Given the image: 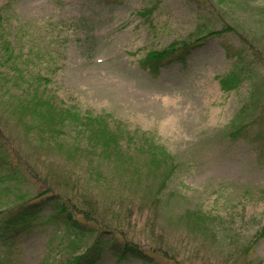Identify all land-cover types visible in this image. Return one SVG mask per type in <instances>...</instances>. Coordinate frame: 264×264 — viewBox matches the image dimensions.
<instances>
[{"label": "rangeland", "instance_id": "374dc122", "mask_svg": "<svg viewBox=\"0 0 264 264\" xmlns=\"http://www.w3.org/2000/svg\"><path fill=\"white\" fill-rule=\"evenodd\" d=\"M208 30L221 33L184 64L163 60L155 72L144 61ZM0 33L17 53L0 66V150L24 175L10 182L22 197L67 199L85 228L135 244L150 264H264V116L257 104L251 119L237 117L255 88L264 99V0H0ZM241 38L261 54L246 59L254 85L225 92L223 45ZM40 96L61 109L52 132L24 107ZM73 113L104 116L121 143L161 146L172 174L132 150L105 160ZM17 197L0 189V207ZM48 213L0 246V264H62L84 251ZM98 264L141 263L105 252Z\"/></svg>", "mask_w": 264, "mask_h": 264}, {"label": "trees", "instance_id": "16d2710c", "mask_svg": "<svg viewBox=\"0 0 264 264\" xmlns=\"http://www.w3.org/2000/svg\"><path fill=\"white\" fill-rule=\"evenodd\" d=\"M223 31L227 30L224 29ZM220 33L221 31L215 32L214 30H208L201 37L192 38L189 41L174 42L163 51L150 52L144 61L151 62L149 68L151 71L155 72L158 69V64L163 60L176 59L178 63L184 64L186 57L192 51L205 45L207 43L206 41L211 40L210 37L219 35ZM1 36L2 34L0 33V40L2 39ZM240 45L238 47L229 44L223 45L226 58L231 60V67L229 73L219 78L218 82L222 91H235L245 83L250 87V92L251 88H253L254 76L252 75V70H250L253 68V65L246 61V59L251 56L260 59L261 54L257 49L247 44V38H241ZM16 58L17 53L12 48V45L6 40H2L0 46V66H4L5 64L14 65L16 63ZM18 73L22 74L21 72ZM45 81L46 80L41 77H35L33 84L42 85ZM33 91H37L36 94H38V89ZM256 92V88L251 92L252 94H250L249 101L247 102L246 100V103L238 112V119H244L250 112L251 119L254 116V110H256L255 106L257 104V108L261 106V109L258 108L260 111H257L259 114L258 118L264 116V99H262L261 104L258 103L259 97ZM34 99H36L35 105L37 107L28 104L24 107H29L36 111L39 110L40 114L43 115L44 128L52 132L57 122L61 121V109L57 104L50 102L51 99H42L41 96L35 97ZM34 107L37 109H34ZM70 117L72 121L83 122V129L86 128L83 132L88 133L91 138L96 140L98 143V155L105 158V160L109 158V154L115 153L109 160L115 158L116 161H120L121 158L125 157L132 150L148 157L147 160L151 161L150 165L155 167L154 172L163 174L164 179H166V176L170 173L172 174L173 164L169 153L167 154L159 145L155 146L152 142L148 143L150 141L149 139L139 142L128 140L130 141L129 143H121L116 138V133H118L116 126L108 123L104 116L85 117L82 119L79 114L73 113ZM252 121L255 122V120ZM242 133H244V128L242 126H233V131H231L230 135L239 138ZM85 148H87V146ZM18 176H24L19 166L11 165L7 150H0V189L5 190L7 195H11V193L12 195H16L17 193V196H21L14 198L11 202L8 201L6 205L0 207L1 247H8L22 236L30 234L35 224L43 217V213L49 211L47 218L50 221L53 220L62 223L65 231L70 235L71 241L77 245L85 246L84 251L77 255H71L66 258L62 264H98L105 252L112 254L117 261L133 259L139 261L141 264H150L147 262V260L149 261L148 255L135 244L120 240L114 236H108V231L105 230L95 233L94 230L85 228L75 217L76 209L67 199L59 195L50 194V191L47 189L41 190L25 199L22 197V194L27 193L20 191L18 183H10L11 181H15L14 178ZM31 177L29 176V179H31ZM262 236H264V229L261 233V237ZM86 238H89V240H86ZM172 260H174V258Z\"/></svg>", "mask_w": 264, "mask_h": 264}]
</instances>
